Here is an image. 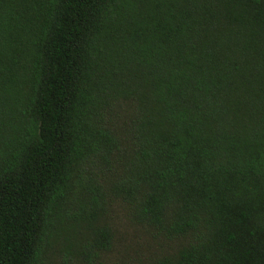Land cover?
Wrapping results in <instances>:
<instances>
[{"label":"trees","instance_id":"1","mask_svg":"<svg viewBox=\"0 0 264 264\" xmlns=\"http://www.w3.org/2000/svg\"><path fill=\"white\" fill-rule=\"evenodd\" d=\"M107 198L152 264H264V0H0V264H93Z\"/></svg>","mask_w":264,"mask_h":264},{"label":"rangeland","instance_id":"2","mask_svg":"<svg viewBox=\"0 0 264 264\" xmlns=\"http://www.w3.org/2000/svg\"><path fill=\"white\" fill-rule=\"evenodd\" d=\"M131 115V104L121 102L112 109L108 121L112 122L113 128L124 129ZM105 201L99 221L110 226L112 245L93 264H152L157 257L175 252L184 243L181 238L168 239L148 226L133 221L126 205L119 199L107 198ZM60 259L59 249L52 247L48 250L44 263L57 264Z\"/></svg>","mask_w":264,"mask_h":264}]
</instances>
